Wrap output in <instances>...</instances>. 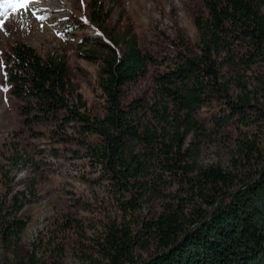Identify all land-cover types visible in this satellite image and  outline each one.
Masks as SVG:
<instances>
[{
    "label": "trees",
    "instance_id": "1",
    "mask_svg": "<svg viewBox=\"0 0 264 264\" xmlns=\"http://www.w3.org/2000/svg\"><path fill=\"white\" fill-rule=\"evenodd\" d=\"M107 16L89 1L97 31ZM192 22L194 47L166 57L142 51L130 28L98 42L99 56L84 54L99 60L95 113L63 57L23 42L6 53L14 134L76 144L120 212L95 243L104 264H264V0H203ZM228 142V166L198 162L200 146ZM152 202L157 210L132 229L133 214ZM5 207L18 212L20 197ZM0 226L17 247L24 223Z\"/></svg>",
    "mask_w": 264,
    "mask_h": 264
},
{
    "label": "rangeland",
    "instance_id": "2",
    "mask_svg": "<svg viewBox=\"0 0 264 264\" xmlns=\"http://www.w3.org/2000/svg\"><path fill=\"white\" fill-rule=\"evenodd\" d=\"M89 1L29 0L26 7L8 9L7 16L0 7V224L11 218L24 223L17 247L0 238V264L21 257L26 261L30 257L33 264H104L95 243L107 219L120 220L110 191L97 182L96 172L76 144L14 134L21 123L18 100L9 94L4 80L9 48L23 42L41 56L63 57L73 87L95 113L100 103L99 60L83 55L91 50L95 56L103 53L98 42L107 41L108 34L130 28L138 47L156 56L172 55L184 45L194 47L192 18L203 0H97L108 12L98 23L99 31L89 22ZM40 16L44 19H37ZM148 82V78L141 81L137 88ZM228 144L200 146L198 162L228 166ZM14 194L22 208L6 216L3 209H9L5 206ZM157 207L155 202L143 203L132 216V229ZM134 254L144 257L140 249Z\"/></svg>",
    "mask_w": 264,
    "mask_h": 264
},
{
    "label": "snow or ice",
    "instance_id": "3",
    "mask_svg": "<svg viewBox=\"0 0 264 264\" xmlns=\"http://www.w3.org/2000/svg\"><path fill=\"white\" fill-rule=\"evenodd\" d=\"M28 2L29 0H3L2 4H0V7H3L4 15L7 16L8 9H12L13 11H16L18 6L26 7ZM37 19L43 20L44 17L40 16L37 17Z\"/></svg>",
    "mask_w": 264,
    "mask_h": 264
}]
</instances>
